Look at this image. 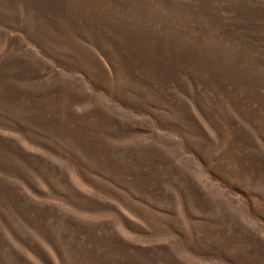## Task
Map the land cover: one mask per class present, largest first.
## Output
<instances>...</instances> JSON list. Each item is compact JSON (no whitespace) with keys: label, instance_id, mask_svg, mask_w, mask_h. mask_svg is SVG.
<instances>
[{"label":"rangeland","instance_id":"374dc122","mask_svg":"<svg viewBox=\"0 0 264 264\" xmlns=\"http://www.w3.org/2000/svg\"><path fill=\"white\" fill-rule=\"evenodd\" d=\"M0 264H264V0H0Z\"/></svg>","mask_w":264,"mask_h":264}]
</instances>
